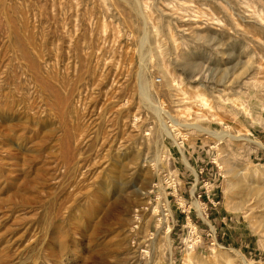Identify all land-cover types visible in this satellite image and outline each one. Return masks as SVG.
Returning a JSON list of instances; mask_svg holds the SVG:
<instances>
[{
	"label": "rangeland",
	"instance_id": "obj_1",
	"mask_svg": "<svg viewBox=\"0 0 264 264\" xmlns=\"http://www.w3.org/2000/svg\"><path fill=\"white\" fill-rule=\"evenodd\" d=\"M0 264H264V0H0Z\"/></svg>",
	"mask_w": 264,
	"mask_h": 264
}]
</instances>
